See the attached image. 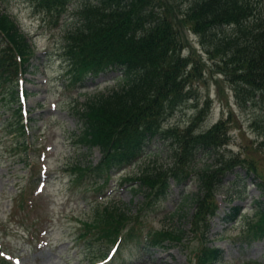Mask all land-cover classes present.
I'll list each match as a JSON object with an SVG mask.
<instances>
[{
    "label": "rangeland",
    "instance_id": "1",
    "mask_svg": "<svg viewBox=\"0 0 264 264\" xmlns=\"http://www.w3.org/2000/svg\"><path fill=\"white\" fill-rule=\"evenodd\" d=\"M161 1L168 6V15L178 19L188 10L189 0ZM67 2L66 10L44 7L38 0H0V12L10 16L33 43L29 73L21 78L25 79L21 85L27 94L23 102L27 132L16 135L6 130L0 105V253L4 264H122V260L125 264H196L194 254L209 248L222 251L221 262L215 264L264 263V238L260 237L264 218L257 204L264 203L257 186L259 183L264 188V154L259 145L264 95H253L236 77L225 52L194 35L184 22L179 23L184 37L180 57L188 70L195 69L184 81L185 101L171 115L160 116L159 122L177 136L180 158L173 163L171 154L156 150L154 145V155L142 158L136 166L112 171L104 183L91 182L81 174L87 165L98 163L101 152L88 151L76 139V113L94 96L118 88L119 82L113 71L88 73L77 79L60 65L63 32L76 26L74 18L79 16L80 7L75 4L81 0ZM217 34L219 38L229 36V30ZM229 113L232 117L228 120ZM221 120L228 123L215 130L219 143L216 157L196 156L193 166L185 157L191 142L186 135L206 133ZM229 162L231 167L225 165L220 171L224 178L214 195V213L204 220L193 203L198 182L190 173L206 165L214 164L215 168ZM151 168L166 174L169 190L165 195L156 183L155 194L144 200L126 182L142 169ZM170 174H184L181 182L185 184L177 185ZM111 204L119 205L127 217L105 214L112 215L107 221L111 237L98 240L96 224L104 218L103 208ZM233 207L238 208L236 218L224 222L222 218ZM97 210L101 215H95ZM177 229L186 239L169 236L171 246L167 248L143 256L130 255L137 241L125 238L129 230H139L142 238L144 234ZM89 243L96 251L88 250ZM108 251L114 254L112 261H99Z\"/></svg>",
    "mask_w": 264,
    "mask_h": 264
},
{
    "label": "trees",
    "instance_id": "2",
    "mask_svg": "<svg viewBox=\"0 0 264 264\" xmlns=\"http://www.w3.org/2000/svg\"><path fill=\"white\" fill-rule=\"evenodd\" d=\"M67 1L38 0V3L44 7L65 8ZM79 7L78 24L63 39L64 68L77 79L88 73L114 71L119 82L118 88L94 96L76 113L81 131L79 128L75 137L89 151L97 146L102 152L99 163L88 165L81 174L88 176L90 181L104 180L111 169L137 165L144 156L154 155L151 153L154 145L156 150L171 154L173 163L180 158L181 143L177 136L163 130L159 122L160 116L171 115L175 107L185 101L184 81L188 72L195 69L193 66V70H188L186 61L180 57L184 37L179 23L184 22L194 35L225 52L236 77L253 95H264V4L261 0H189L188 10L181 19L168 15V6L161 0H81ZM223 29L229 30V36L217 37V32ZM30 49L31 45L14 20L0 12V105L7 115V128L13 133L23 134L24 130L14 78L28 71L26 63ZM231 117L229 113L228 120ZM228 120H221L206 133L187 134L191 142L186 159L194 164L199 155L215 158L219 150L215 130L221 129ZM262 133L259 145L264 154V128ZM168 158L171 160L170 156ZM231 162L192 171L191 175L198 182L193 203L204 220L207 214H213L216 189L223 185L224 176L220 171L225 165L231 167ZM153 169H142L127 179L131 191L141 193L144 200L155 194L153 186L156 183L164 189L165 195L168 190L166 174ZM169 177L179 184L185 175L170 174ZM237 212L232 208L225 220H234ZM107 213L116 218L127 217V212L119 205L104 207L101 213L104 218L95 228L98 240L107 241L111 237L112 229L107 228L110 227L107 221L112 215H105ZM101 214L98 210L95 213ZM127 233L125 238L137 241H133L136 242L133 244L135 253L143 255L171 246L169 236L185 238L179 229L144 234L141 240L139 230ZM90 245L88 250L96 251ZM105 257L107 253L99 258ZM194 258L196 264H213L222 260V252L209 248L195 253Z\"/></svg>",
    "mask_w": 264,
    "mask_h": 264
}]
</instances>
